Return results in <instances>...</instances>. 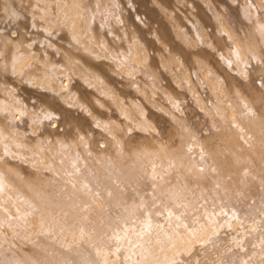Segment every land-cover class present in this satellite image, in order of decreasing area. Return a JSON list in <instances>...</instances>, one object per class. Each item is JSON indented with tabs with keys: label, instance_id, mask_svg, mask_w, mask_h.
Listing matches in <instances>:
<instances>
[{
	"label": "rangeland",
	"instance_id": "374dc122",
	"mask_svg": "<svg viewBox=\"0 0 264 264\" xmlns=\"http://www.w3.org/2000/svg\"><path fill=\"white\" fill-rule=\"evenodd\" d=\"M2 1L3 0H0V7H1L0 8V19L2 20V23L0 20V26H1L0 27V38L3 39L2 42L4 45H7V47L4 46L3 48L4 50H2V54L4 55H2L3 57H1L2 58L1 60L3 61V59L4 60L6 59L7 61L8 58H11V59H8L9 63L3 62V67H5L4 71H5L6 77H5V81L4 80H1L2 82L0 81V85H1L0 86V101L2 103H5V102L7 103L9 101L8 104L9 103L11 104L16 116H19L20 115L19 113H22L21 112L23 110L22 108L25 107V109L23 110L25 112L23 115V120L25 123V127L27 129L26 133L30 137H34V135L32 134L35 133L33 129V123H34L35 130L37 128H39V131L41 130L40 128L41 126L39 127L40 124H38L36 128V124L37 122L39 123V119L34 115V113L35 112L40 113L43 110H45L44 108L45 106H43V104L41 105L38 97L42 95H46L45 92L47 93V95H49L50 92L47 91L48 89L51 91L50 95H53L55 97H59V94L63 96L64 90H66L67 92H65L63 96V97L66 96V98L68 97L67 101L64 100L65 105L70 107V105L72 106L73 104L78 103L76 104L77 106L73 105L72 108L76 110L77 112L84 111L85 109L86 113L85 111L84 113L80 112L84 116L89 113V112L87 113L88 108L91 109V107L87 106L88 104H86L85 102L88 103L90 101H93L95 103L97 102V99L101 97L100 100L98 99V102L99 101L100 102L97 103L96 105H101L100 103L102 102L103 98L109 101L112 99L110 102H112L113 104L115 103V105L117 104L116 106L119 107L120 112L123 111L124 119H127L128 116L131 117V112H129L130 107L127 106V104L125 103V100L121 101V102H124L122 104L121 102L117 103L116 96H115L116 94L114 93L115 91L112 90L113 88L110 87L109 83L106 84L107 80L105 78H103L102 80H97L95 78L96 82H95V79L93 80L94 77H96L97 75H101V74L99 70H95L97 73L93 71V69L90 67V65L86 63V61H88V63L94 66L98 64L99 68L101 66L107 69L106 68L107 66L108 68L112 69L113 72H110L109 74L111 76L113 74V78L115 79L116 82H121V81L124 82L126 80L128 81L132 80L133 87L135 89L137 88V90L140 92V96L143 95L142 97H146L147 101L150 103V106L153 105L152 107L154 111L158 112L162 116L169 117L177 124L180 123L183 117H185L186 115H190L193 110L195 113L209 114V116H211L213 119L215 116V114L212 111L213 101H215L216 99L219 100L220 98L221 101H224L222 103L219 100L222 103V106L223 104L229 103L230 101L229 99H226V98H225L226 100L224 98L223 100L221 99L224 95L225 97H228L226 96V94H224L226 91V84L224 83L223 80L216 78L215 75L208 69V64L210 63V60L207 59L208 60L207 61L204 57L199 56L201 53H204L203 50L207 51L206 54L214 52V50L212 49L213 46H210L212 45V42H211L212 40L209 37V34L211 36L213 29L211 28V30H209L210 28L208 27H207L208 29L205 27L204 29L202 27L198 31V33L194 34L192 40H190L192 36L187 35L189 33L188 31H190L193 25L201 24L200 20H198L196 16L198 14V11H200L198 10L199 8L200 9L202 8L203 10L206 9L205 11H209L207 10V8L210 9L209 12L211 14L216 11V8L214 9L215 6H213V3L211 0H204V1L202 0H186V1L184 0H179V1L178 0H159V1L152 0L154 4L150 0H125V1L124 0H21L20 5H18L19 0H16V1L14 0L5 1L4 0L5 2H3V5L1 4ZM149 1L152 4H150ZM200 1L201 3L204 2V6L206 7L205 9L203 8V5H202L203 3L201 4ZM114 2L115 4L116 3L119 4V5L116 4V7L118 6L117 8L114 7L115 6ZM120 2H122L121 3L122 5L120 4ZM69 3H70V6H69ZM193 3L195 5L196 4L199 5V6L196 5L198 7L197 9L195 8V5ZM199 3L202 5L201 7ZM5 5L9 6L10 8H8V10L5 9L6 8ZM2 7H4L3 12L1 11L3 9ZM126 7H129V8H126ZM18 9L20 10L22 9V10L20 11ZM6 10L8 12L10 11L9 14ZM124 11H125V15L124 13H122ZM194 11L197 14H195ZM158 12H160L161 14L160 13L158 14ZM209 12L207 13L210 14ZM15 13L17 14V19H16L17 21L16 20L13 21L14 16L12 14H15ZM22 13L25 18L24 22L22 21V19L24 20V18H22L23 17ZM176 14L178 15L176 16ZM161 15L165 16L163 18L165 19V21L168 19L167 25L163 19L161 20L162 18ZM7 16L11 17L10 18L11 21H9L10 19L8 20L9 17ZM122 16L123 17L127 16V17L122 18ZM175 17H178L177 18V22H178L177 28H176V25H174L175 22H173V21H176ZM180 18L182 21H180L179 23L178 19L180 20ZM220 18H222L220 23L222 22L224 26L221 25L222 23L220 24L221 26L219 30L220 29L221 30H220V33L218 32V35L220 37L227 38L229 36L228 33H230V31L228 32V28H227L226 23L223 20V17L221 16ZM122 19L124 20L127 19L128 21L125 20L126 21L125 22ZM196 19L199 23L197 21H196L197 23L195 22ZM133 21L135 22L133 24H136L137 26L140 23L139 27H137L138 29L136 28V25L133 26V24H131ZM5 22H7V24ZM8 22H11V23L8 24ZM117 22L120 24V27H118L119 24ZM21 23L23 24L21 25ZM84 23L88 25L90 24V25L88 26V25H85ZM98 23H99V26H98ZM105 23H106V26H104ZM37 24L39 28L36 27ZM110 24H113V26L115 25L116 28L118 27L117 29L116 28L115 29L116 30L119 29L118 31L120 32V34L121 32H123V30H124V33L127 32L128 38H131L132 36L131 37L129 36L134 34V32L135 34L136 33L138 34V32L146 31L143 33L147 41L145 42L147 44L146 46L147 47L149 46V48L144 47L145 45L142 44L144 43L143 41L139 39H137L139 41H136V39H133L130 42L131 44L127 42V44L129 45L126 44L127 46L124 45L123 47H120L121 48L120 50L116 49L119 47H117L115 43H112V42H115L114 39L118 36L119 33L115 29L114 30L116 32L112 30L114 28L113 26H111L113 28L107 29V27H110ZM125 24H128L129 26ZM171 24L173 26H171ZM31 25H34L33 26L34 29H32L33 27ZM146 25L148 26L150 25L151 27L149 26L150 28H148ZM86 26H88L89 28ZM103 26L106 28V30L111 31V32L107 31L108 32L107 35L109 37H105L107 36L106 35L107 32L105 31ZM127 26H128L129 32L126 30ZM179 26H181V28ZM54 27H55V30H58V28L60 29L57 32H55L52 29ZM129 27L132 30L133 29L134 30L133 31L131 30L130 32ZM24 28L26 29L24 30ZM79 28L81 30L77 31V29ZM174 28L176 29V31ZM225 28L227 29V32L225 31L226 30ZM61 29H64V30H61ZM65 29H66V33L62 32V31H65ZM73 29H74V32H73ZM96 29L97 31H95ZM141 29L143 30L141 31ZM147 29H149V31ZM51 30H53L54 33ZM88 30L90 31L88 32ZM3 31H5V33ZM67 31H70L68 32L70 35H68ZM81 31L82 33H80ZM209 31L210 32L212 31V32L209 33ZM61 32L64 33V36H61V38L57 37V39L56 37L53 38L55 35L60 36ZM76 32H78L79 34ZM152 32L154 33V35ZM165 32L168 35L169 34L170 35L169 36L166 35ZM52 33L54 34V36L52 35ZM75 33L77 34L78 37H75L76 36ZM200 33H202L201 34L202 36L200 35ZM16 34H18V36ZM114 34L115 35L117 34V36L114 37L115 36ZM36 36L37 37L39 36L40 38L39 37L37 38ZM46 36L48 37L46 38ZM111 36H112V39H111ZM152 36H154V39ZM159 36L161 38H159ZM62 37L65 43L64 45L60 46L61 48H59V44H61L59 42V39L61 42H63ZM68 37L69 38L75 37L73 39L74 40L73 42L76 43L77 41L78 44L75 45L73 42H69L72 40L70 39L68 40ZM146 37H149V38L147 39ZM164 37H167V38H164ZM99 38H101L102 40ZM107 38L110 40L108 41ZM151 38L153 39L154 42L157 41L155 42L157 46H155L154 42L152 44ZM178 38L179 39L181 38L180 41ZM182 38L183 39L186 38V39L183 40ZM65 39H67L68 42H66ZM149 39L151 40L150 42V45H152L151 47L148 43L150 41ZM162 39L164 40L163 41L164 44L162 41L160 42V40ZM36 40H37L36 42L37 45H34ZM134 40L138 42V44L136 42H133ZM40 41H42L44 44ZM174 41L177 43H175ZM50 42L51 43L57 42V43L56 45H54L55 47H53V43L51 44ZM28 43H29V46H28ZM67 43H68V46H65ZM70 43H73V44H70ZM79 43L82 44L83 46H81ZM159 43L160 45L163 44L162 45L163 47L160 46ZM19 46L20 47L22 46V47L20 48ZM74 46L75 48L81 46V48L83 49V52L84 51L86 52V50L88 51L87 54L85 52L84 53L86 55L82 53L81 48L80 49L73 48ZM203 46H205L204 48L206 49H203ZM34 47H36L35 50H34ZM38 47H41V48H38ZM176 47L180 49H175ZM55 48L57 51L55 50ZM62 48L63 49L66 48L65 53L66 51L69 52L71 48L72 50L74 49L75 52L72 50L70 52L77 53L79 56L78 55L76 56L78 57L81 56L82 62L79 61L80 60L79 58H78L79 60L77 59L73 60L74 58H70V57H69L70 59L68 58L66 59L65 55L66 56L68 55L67 53L65 54L63 52ZM155 48H160V50L162 48V52L166 50L164 51L165 53L163 52L165 56L166 55L170 56L172 54V56H170L169 58V61L171 58L172 60L170 62L169 61L165 62L166 64H163L162 61L160 62L159 60H157L156 54H154ZM234 48L227 55L226 61L222 60V62L224 61L223 63H225L228 66V68L232 70L233 73L238 78H240L242 81H247L250 76L251 65H249L248 63L249 61L248 58L244 54L235 51L236 49ZM52 49L53 51H51ZM115 49L118 51H116ZM211 49L213 51H211ZM77 50L79 51L81 50L80 53ZM55 51L58 56L55 55L56 59H53L54 58L53 54H55ZM9 52L12 55L11 57H10ZM61 52L64 54H62ZM60 53L61 55H63L62 57H65L63 59L67 60L68 63H69V60H72L70 61L69 63L70 66L68 68L66 67L67 62L63 61ZM6 54H9V55H6ZM48 54H50V56H48ZM81 54H84V55H81ZM189 54H192V57H190ZM39 55H42V56L39 57ZM153 55H155L156 58ZM84 56H86L87 59H84L85 58ZM40 58H43V59H40ZM35 59L37 60V62ZM204 59L206 60V62ZM55 60L59 61V63L57 64V61H56V64H54ZM76 61H78L79 64ZM68 63H67V66H68ZM7 64H10V65L7 66ZM13 64H16V65H13ZM64 65H65V68H64ZM79 65H82L81 67H79L80 70L78 69ZM110 65L112 66L110 67ZM12 66L14 69L12 68ZM22 66H25L24 68H27V69L24 70ZM6 67H8L9 75H7L6 73L7 72ZM151 68L157 69L160 72V74L164 76L162 81H160L161 83L157 81L154 75H152ZM43 71L44 73L46 72L45 73L46 75L43 74ZM68 71L71 74H73L72 77L75 76L74 85L72 87L77 88V89L71 88L70 92L67 87H64L65 84L61 83L60 81L61 77H63V80L65 81V77L67 78V76L70 75ZM35 73L36 75H34ZM93 73L96 76L90 75ZM14 76H16L17 79ZM126 77L128 79H126ZM7 78L9 79L10 82L7 81L8 80ZM12 78L13 80H11ZM121 78H124V79L119 81V79ZM139 78L142 80H140ZM97 81L99 83L100 81L101 83L106 82L104 84L105 87L103 86V84H101V86H97V85H100L97 83ZM11 82L13 84H11ZM141 82L142 83L145 82V85L144 86L140 85L142 84ZM156 82L159 85L156 84ZM92 83H95L94 86L92 85ZM136 83L139 85V87L137 86ZM16 84H18V86ZM76 84L78 85L76 86ZM81 85H84V86H81ZM80 86L83 87L85 90L89 89L88 90L89 92L86 90V93L87 92L89 93L88 96H90L91 99H89L90 97H88V101H87L79 97L76 91H78V88ZM102 86L104 87L105 90L102 89ZM30 87H31V90L29 89L30 92H29V95H27L28 88ZM13 88L14 89L16 88V90L18 89L19 90L22 89V90L21 92L19 90L18 91L15 90L16 91L15 93V91L12 90ZM96 88H98V90ZM25 90L27 91L25 92ZM35 90H37V92L39 91L41 92L40 95H39L40 92L38 93L39 95L38 97H37V94H35L36 93ZM58 90L60 91V93ZM100 90H103L104 92L108 91V94L102 92L104 93L103 95L100 92ZM145 90H147V92ZM91 91L92 93L95 92V94L96 93L97 94L93 96L94 94L92 95ZM68 94H71V95H68ZM5 95H7L6 97L8 99L4 98ZM211 96H213L214 98L216 97V98L213 101H211L210 99ZM36 97L38 99L37 101L39 102L38 103L35 102V103H37V105L40 103L38 106L33 105V102L36 100ZM94 98L95 99L97 98V99L94 101ZM187 98L189 99L190 104L192 106L191 111H189L186 108L187 104H185V102ZM66 102L70 104H67ZM80 102L82 104L84 103L85 104L84 106H87V107L85 108L84 106L81 107ZM224 106L223 108H225ZM227 106L231 107V104L229 103ZM227 106H226L227 111H225L226 113L228 112ZM34 107L36 108L38 107L37 109L35 108L36 109L35 112L32 111L34 110ZM75 107H78V108L76 109ZM123 107L129 110H126ZM40 108H42V110H40ZM67 109L70 110L69 108ZM230 110L231 108L229 109V111ZM26 111L27 113L29 112L28 114L30 116L26 113ZM30 111L34 113L31 115ZM131 111H135L139 115L145 113L143 112L144 110L142 109L140 100L137 99V101L135 102L134 108ZM232 111H230V113ZM77 112L75 113L74 111V113L78 115ZM126 112L128 113L126 114ZM31 116L34 119H32ZM142 117H143V120H145L147 117V114H145ZM27 119L29 120V122H31L30 125H28L29 123L28 121H26ZM34 121L35 122L37 121V122L35 123ZM2 125L3 124H0V159H1L0 163L4 162V159L9 157L10 161L14 160L12 162L21 163L24 166H30L31 168L39 172L52 173L54 172V170H56L55 163L59 162V158H58L59 154H56V153L53 154L54 152L50 151L52 155L49 158L50 159L49 160L46 157L47 152L45 149L48 147L47 146L48 144L42 147L43 148L42 151L31 150L25 146V144L23 143V140L19 139V135L20 137L23 136L22 132H19V134H16L17 136H15L7 128L4 131L3 129L5 128V126L4 125L2 126ZM155 125L156 124H151V126L149 127L151 132H157L155 131L157 130V127ZM101 127L103 126H100V127L98 126L96 128H98L99 131H102L103 128ZM31 129H33V132ZM56 129L58 130V128ZM59 129H61L59 132H61L62 130L64 131L63 127L62 128L59 127ZM7 131L9 132L7 133ZM36 131L39 132L38 130ZM137 131L139 134L145 135V132L143 130H140V131L137 130ZM37 132L35 133V136L38 138L39 136L37 135ZM39 133L42 134L43 132L40 131ZM2 135L5 136L4 140L1 138ZM240 139H241V142H243L245 148L247 150L250 149L251 137L245 132V130L241 132ZM24 147H26V149ZM28 149L30 150V152ZM1 150H3L4 154L1 152ZM44 151L46 152L45 155L44 153H42ZM183 151H184V154L187 160L190 163H193L200 172L205 173L206 170L215 171V167H217V162L207 157V155L205 154L203 149L200 147L199 143L197 142L195 138L185 139V142L183 143ZM243 152H245V150H243ZM252 156L253 155H251V157ZM9 159L7 161H9ZM256 169L257 167L253 165L249 167V171H251L252 173H255ZM76 172L79 173V170H76ZM147 172L151 175V179L153 180L154 183H156L157 185L168 186V187L175 186L180 178L187 177L188 175V171L183 166H176L174 164L164 161L163 159L159 157H157L153 162H150V164L147 167ZM64 174L67 176V175L72 174V172H69V173L67 172ZM77 176H78L77 174H74V175H70L68 178L70 179V181L73 182V179H75ZM214 177H216V180L214 181V184L211 189L210 188L201 189L198 182L195 181L194 179L190 181L186 186L183 185L184 193L182 197L177 200L176 205H173V202H170L168 197L165 194H162L159 198H157L154 202H152L153 204L151 206H148V205L142 206L139 212L137 213L136 217H134L131 221H129L125 225L120 224L114 230L110 238L112 239L110 244H108L107 246H96V254L99 257L100 261L105 264H264V216L261 214H258L256 217L243 216L241 214H237L231 208L222 207V205L216 203L213 199L214 196H213L212 191L219 189L221 184L232 183L234 176L227 175V174L220 175V174L213 173V178ZM244 188H245L244 186L239 185L237 193H239ZM85 190L86 191L88 190V186L85 187ZM155 195H156V192L153 191L152 188L151 189H149V187L144 188V191L141 192L140 197L136 198V203H138L141 199L145 197L148 198V197H153ZM93 197L97 201H99L102 197V194L100 192L95 191L93 192ZM249 203L253 204L254 201L250 199ZM188 204H192L193 209L186 210V206ZM173 208L176 211L173 210ZM0 209L5 213V217H3V220H0V247L5 248L6 252L9 246L14 241L18 239H22V238L31 240L36 235H41V234L45 235L48 239H51L54 242L61 243L67 250L75 249L81 243H83L85 239H87V235L84 232H80L77 229L76 225L73 222H71V220H68L69 225L65 228L64 227L54 228L49 223L41 222V219H39L37 215V211L24 205L23 201L18 200L15 197V194L12 192L6 193L5 191L0 190ZM105 211L111 217H116L118 215V209L114 207H106ZM154 211L156 212L155 215L153 213ZM55 216L57 219H59L61 215L56 214ZM257 217L261 218L262 220L258 219ZM89 264H93V263H89Z\"/></svg>",
	"mask_w": 264,
	"mask_h": 264
},
{
	"label": "bare ground",
	"instance_id": "6f19581e",
	"mask_svg": "<svg viewBox=\"0 0 264 264\" xmlns=\"http://www.w3.org/2000/svg\"><path fill=\"white\" fill-rule=\"evenodd\" d=\"M5 1L3 0L1 4L3 5V2H5ZM14 1H16V0H14ZM150 1L152 2V0H150ZM150 1H149V3H150ZM157 1H159V0H157ZM184 1H186V0H184ZM202 1H204V0H202ZM211 1L213 3V6H215L214 9L216 8V11L213 12L214 9H213V11L211 10L213 12L212 14L209 12L210 9H208V8H207V10H209V11H205L206 7L204 6V2H202L203 3L202 4L200 1V3L203 5V8L205 10H203L202 8L201 9L199 8L198 10H200V11H198V14L195 13V11H194V13L197 14L196 15L197 19L200 20L201 24L193 25L192 28L190 29V31H188L189 33L187 35L192 36L190 38V40H192L194 34L198 33V31L202 27L203 28L208 27V28H210L209 30H211V28L213 29V32L211 31L212 33L209 31V33H211V36L209 34V37L212 40L211 41L212 45H210V46H213L212 49L214 50V52L206 54L207 51L203 50L206 48H204L205 46H203L202 50L204 53H201L200 55L199 54L198 55L201 57H204L206 60L207 59L210 60V63L208 64V69L215 75L216 78L223 80L224 83L226 84V91L224 94H226V96H228V97H225V95H224L221 99L223 100V98L224 99L226 98V99L230 100L229 103L231 104V107L227 106L229 103H226L227 105L223 104V106L226 105L228 107L227 113L225 112V111H227L226 106H224L225 108H223V106H222V103L224 101H221L219 98V100L222 102L221 103L219 100L216 99L217 101H219L221 103L220 104L216 100L213 101L216 97L214 98L213 96H211L210 99H211V101H213L212 111L215 114L213 119L211 116H209V114L195 113L193 110L190 115H186L185 117H183V119L180 121V123L177 124L172 119H170L169 117L162 116L158 112L154 111V109L152 107L153 105L150 106V103L147 101L146 97H142L143 95L140 96V92L137 90V88L135 89L133 87V83H132L133 81L132 80L131 81L126 80L124 82H122V81L116 82L115 79L113 78V74H112V76L109 74L110 72H113L112 69L108 68L107 66H106L107 69H105L104 67H101V66L99 68L98 64L96 66H94V65L88 63V61H86V63L88 65H90V67L93 69V71L99 70V72L101 74V75H97V76L94 75V73L90 74L92 76L93 75L96 76L94 78L91 76L93 78V80L95 78L97 80H102L103 78H105L107 80V83L106 82L101 83V81L99 83L97 81V83L100 85H97V84L96 85L101 86V84H103V86L105 87L104 84L109 83L110 87L113 88V89L112 88L111 89L115 91L114 93L116 94L115 96H116L117 103L121 102L122 100H125V103L127 104V106L130 107V110L123 107L126 110H129V112H131V117L128 116L129 119L128 118L124 119L123 111L120 112L119 107L116 106L117 104L115 105V103L113 104L112 102H110L112 99L109 101V100L103 98L102 102L100 103L101 105H96L97 103L100 102V101L98 102V99L100 100L101 97L100 98L97 97L98 99L96 98L97 102H95V103L93 101H90L92 103L85 102L86 104H88L87 106L91 107V109L88 108V110H90L91 113H90V111L87 110V113L88 112L89 113L86 114L87 115V117H86V115L84 116L83 114L80 113V112L84 113V111L86 113V110L84 108L87 106H84L85 105L84 103L82 104L80 102L81 107L84 106V108H83L84 111H78V112L72 108L73 105L77 106L76 104H78V103L73 104L72 106L70 105V107L65 105L64 100L67 101L68 97L66 98V96L65 97H63V96H64L65 92H67L66 90H64L63 96L59 94V97H55L53 95H50L51 91L48 89L47 91L50 92L49 95H47V93L45 92L46 95H42L43 96L42 97V96H39L41 94V92L40 91H39L40 93L37 92V90H38L37 89V90H35L36 91L35 94H37V97L39 96L38 98H39L41 105L43 104V106H45L44 107L45 110H43L40 113L35 112V110L38 107L37 108L34 107V110L31 109L35 113L30 111L31 115L34 113V115L39 119V123L36 121L37 122L36 128H37V125L40 124L39 125V127L41 126L40 131L43 132L42 134H40L39 128L36 129L39 131V132H37L35 130L34 123H33L34 132L35 133L37 132V135L39 136L37 138L35 136V133L32 134V135H34V137H30L26 133L27 129L25 127V123L23 120V115L25 113L23 110L25 109V107L22 108L23 109L21 111L22 113H19L20 115L16 116L13 107L11 106L10 103L8 104L9 101L7 103L6 102L2 103L0 101V124H3L5 126V128L3 129L4 131L7 128L15 136H17L16 134H19V132H22L23 136L21 135L22 137H20V135H19V139L23 140V143L25 144V146L27 148L34 150V151H42L43 150L42 147H44L45 145L48 144L47 145L48 147L47 146L46 147L49 150L47 148H45L47 154L45 151L42 152V153H44V155L46 154V157L48 159L52 155L50 153V151L54 152L53 154H55V153L59 154V157H58L59 162H57V163L54 162L56 164V170H54V172H52V173L39 172V171L31 168L30 166H24L21 163L12 162L14 160L11 159L12 161H10L9 157H7L6 159H4V162L0 163V190L5 191L6 193H8V192L14 193L15 197L18 200H22L24 205L28 206L29 208H31L33 210H36L39 219H41V222L49 223L54 228L55 227H64L65 228L69 225L68 220H71V222H73L76 225L77 229L80 232H84L87 235V239H85V241L83 243H81L75 249H71V250H67L61 243L54 242L51 239H48L43 234L36 235L31 240H27V239H23V238L18 239L16 241H14L9 246L7 252H6L5 248L0 247V256H1L0 257V264H89V263L105 264V263L101 262L99 257L97 256L96 246H107L108 244H110V242L112 240L110 238H111L114 230L120 224H124V225L127 224L134 217H136L137 213L139 212V210L142 206H145V205L151 206L153 204L152 202H154L162 194H165L168 197L169 201L173 202V205H176L177 200L179 198H181L183 193H184L183 185L186 186L193 179L198 182L201 189H209V188L211 189L213 184H214V181L216 180V177L213 178V173L214 174H220V175L227 174V175L234 176L232 183L221 184L219 189L212 191L213 196H214L213 199L216 203L222 205V207L231 208L237 214H241L243 216L256 217L258 214H261L264 216V0H211ZM20 2H21V0H19L18 5H20ZM115 2H114V5H115L114 7L117 8L118 6L116 7L117 3L115 4ZM121 3L122 2H120V4ZM152 3L154 4V2H152ZM152 3H150V4H152ZM186 4H188V3H186ZM201 4H200V7L202 6ZM117 5H119V4H117ZM196 5H195V8L197 9L198 8L197 6H199V5H197V6ZM69 6H70V3H69ZM73 6H75V5H73ZM2 8L3 9L1 11L3 12L4 7H2ZM8 8H10V7L6 6L5 9L8 10ZM126 8H129V7H126ZM173 8H172V10H173ZM18 10H20V9H18ZM74 10H75V8H74ZM126 11H128V10H126ZM9 12H8V14H9ZM22 12H24V11H22ZM70 12H71V10H70ZM207 12H209L210 14H208ZM4 13H5V11H4ZM122 13H124V15H125V11ZM159 13L160 12H158V14ZM12 15L14 16L13 21L16 20L17 14L15 13ZM22 15H23V13H22ZM162 15H161L162 18L160 17L161 20L165 17ZM177 15L178 14H176V16ZM9 16H7V17H9ZM179 16H180V14H179ZM221 16L223 17V20L227 25L228 32L230 31V33H228L229 36L227 38H223V37H220L218 35V32L220 33V30H221V29L219 30V28L221 25H223L222 22H221L222 24L220 23V21L222 19V18H220ZM75 17H77V16H75ZM126 17L127 16H125V17L122 16V18H126ZM178 17H175L176 21H173V22H175L174 25H176V28L178 27L177 26V24H178L177 18ZM10 18L11 17H9L8 20ZM22 18H24V15ZM72 18H74V17H72ZM93 18H95V17H93ZM158 19H159V17H158ZM197 19L195 20V22L197 21ZM122 20H124V19H122ZM125 20H127V19H125ZM163 20H164V22H166V25H167L168 19L166 21H165V19H163ZM9 21H11V19ZM22 21L24 22L25 18H24V20L22 19ZM93 21H95V20H93ZM178 21L180 23V21H182L181 18H180V20L178 19ZM138 22H139V20H138ZM1 23H2V20H1ZM5 23L7 24V22H5ZM10 23L11 22H8V24H10ZM99 23H98V26H99ZM133 23H135V22L133 21L131 24H133ZM170 23H172V22H170ZM188 23H187V25H188ZM22 24L23 23H21V25ZM25 24H24V26H25ZM139 24H138V26L136 24H133V26L136 25V28H137V27H139ZM85 25H88V24H85ZM125 25H128V24H125ZM14 26H15V24H14ZM31 26L33 27L34 25H31ZM88 26H86V27H88ZM104 26H106V23ZM107 26H108V24H107ZM111 26H113V24H110V27H107V29H109V28L111 29L114 27L112 29V30H114L116 28L115 25L113 27H111ZM128 26L126 29L127 31H128ZM146 26L148 28L151 27L150 25H149L150 27L148 25H146ZM171 26H173V25L171 24ZM36 27H38V24ZM56 27H58V26H56ZM118 27H120V24L118 25ZM179 27L181 28V26H179ZM25 29L26 28H24V30ZM32 29H34V27ZM52 29L55 32H57L60 28H58V30H55V27ZM84 29H85V27H84ZM104 29L106 32L108 31V30H106L105 27H104ZM159 29H161V28H159ZM187 29H189V28H187ZM53 30H51V31H53ZM61 30H64V29H61ZM78 30H81V29L79 28V29H77V31ZM118 30H116V31L120 34V32ZM131 30L132 29L130 28V32H131ZM142 30L143 29H141V31ZM147 30L149 31V29H147ZM152 30H153V28H152ZM54 31H53V33H54ZM89 31L90 30H88V32ZM95 31H97V29ZM105 31H104V33H105ZM175 31H176V29H175ZM225 31L227 32V29ZM3 32L5 33V31H3ZM27 32H25V33H27ZM62 32L66 33V29H65V31H62ZM62 32H61L60 36H56V35L54 36V34L52 33V35L54 36V37L53 36L52 37L53 38L56 37V39H57V37L61 38V36H64V33H62ZM68 32H70V31H67V33ZM73 32H74V29H73ZM108 32H111V31H108ZM108 32L106 33V35L108 34ZM143 32H146V31L138 32V34L137 33L135 34V32H134V34L129 36V37H131V36L132 37L128 38L127 32L124 33V30H123V32H121L120 35L118 34V36H117V34L116 35L114 34L115 35L114 37L117 36L118 38L116 37L117 39L115 38L114 39L115 42H112V43H115V45L117 47H119L116 49L120 50L121 49L120 47H123L124 45H126L127 42L129 44H131L130 43L131 40L136 39V41H139V40L143 41L144 43H142V44L145 45V46L144 45L143 46L147 47L146 46L147 44L145 43L147 41L144 37ZM59 33H60V31H59ZM76 33H78V32H76ZM76 33H75L76 36L75 35L74 36L78 37ZM80 33H82V31ZM90 33H92V32H90ZM148 33H146V34H148ZM36 34H38V33H36ZM160 34H161V32H160ZM165 34L168 35L166 32H165ZM201 34L202 33H200V35ZM16 35L18 36V34H16ZM20 35H21V33H20ZM68 35H70V34L68 33ZM153 35H154V33H153ZM71 36H72V34H71ZM47 37L48 36H46V38ZM105 37H109V36L107 35ZM152 37L154 39V36H152ZM198 37H200V36H198ZM74 38L68 37V40L69 39L72 40L69 42H73ZM146 38L148 39L149 37H146ZM159 38H161V37L159 36ZM164 38H167V37H164ZM188 38H189V36H188ZM24 39H25V37H24ZM99 39H101V38H99ZM111 39H112V36H111ZM137 39H139V40H137ZM153 39H152V44L154 42ZM163 39L160 40V42L161 41L163 42L164 41ZM180 39H179V41H180ZM184 39H186V38H184ZM107 40L109 41L110 39L107 38ZM175 40H177V39H175ZM2 41H3V39L0 38V51H1V53H0V62H1L0 63V81L1 80L5 81L6 76H5V71H4L5 67H3V62L9 63L8 59H11V58H8L7 61H6V59L5 60L3 59V61L1 60L2 59L1 57H3L2 55H4V54H2V50H4L3 49L4 46L7 47V45H4ZM56 41H58V40H56ZM62 41L63 42H61L59 39V42L61 43V44H59V48H61L60 46L64 45V43H65L63 37H62ZM65 41L68 42L67 39H65ZM116 41H118V42H116ZM136 41L134 40L133 42H136ZM12 42H14V41H12ZM36 42H37V40L35 41L34 45H37ZM40 42H42V41H40ZM150 42H151V40L148 42L149 45H150ZM155 42H157V41H155ZM155 42H154V44H155ZM52 43H53V47H55L54 45H56L57 42L56 43L52 42ZM73 43H70V44H73ZM136 43L138 44V42H136ZM175 43H177V42H175ZM74 44L76 45V44H78V42L76 41V43H74ZM129 44H127V45H129ZM163 44H164V42H163ZM163 44L160 45V43H159L160 46H162ZM205 44H207V43H205ZM80 45L83 46L82 44H80ZM159 45H158V47H159ZM173 45H174V43H173ZM28 46H29V43H28ZM65 46H68V43ZM81 46L76 47V48L74 46L73 48L80 49ZM131 46H133V45H131ZM151 46L152 45H150V47ZM155 46H157V45L155 44ZM234 46H235V48H234ZM15 47H17V46H15ZM41 47H38V48H41ZM57 47H58V45H57ZM70 47H71V45H70ZM138 47H140V46H138ZM177 47L175 49H180ZM35 48L36 47H34V50H35ZM56 48H55V50H56ZM63 48H62V50L65 53L66 48L65 49H63ZM147 48H149V46ZM233 48L236 49L235 51L244 54L249 60L248 63H249V65H251V71H250V76H249L247 81H242L240 78H238L233 73L232 70H230L228 68V66L225 63H223L224 61H226L227 55L229 54V52H231L233 50ZM212 49H211V51H213ZM22 50H23V48H22ZM48 50H49V48H48ZM71 50H72V48L70 49V51ZM163 50H164V48H163ZM51 51H53V49ZM56 51H55V54H53L54 55L53 59H56L55 58V55H57ZM70 51L69 52L66 51V53L68 55V56L65 55L66 59L67 58L68 59L74 58L73 60H75V59L79 60L80 59L79 61L82 62L81 56L78 57L79 55L77 53H74L75 52L74 49L72 50V51H74L73 53H71ZM77 51L80 53L81 50L80 51L77 50ZM116 51H118V50H116ZM154 51H155L154 54H156L157 60H159L160 62L162 61L163 64H166L165 62H168L170 56H172V54L170 56L169 55L165 56L164 51H166V50H164L163 51L164 53H163L162 48H161V50H160V48H155ZM28 52H30V51H28ZM46 52H48V51H46ZM84 52L82 49V53H84ZM87 52L88 51L86 50L85 53L87 54ZM130 52H132V51H130ZM130 52H129V54H130ZM200 52H201V50H200ZM200 52H198V53H200ZM61 53H60V55H61ZM64 53H62V54H64ZM84 54H81V55H84ZM152 54H153V52H152ZM6 55H9V54H6ZM76 55H78V56H76ZM11 56L12 55L10 53V57ZM40 56H42V55H39V57ZM48 56H50V54H48ZM62 56L63 55H61L62 59L65 58ZM153 56L155 57V55H153ZM189 56L192 57V54H189ZM84 57H83L84 59H87L86 56H84ZM43 58H45V57H43ZM43 58H40V59H43ZM171 60H172V58L170 59V61ZM206 60H205V62H206ZM222 60H224V61L222 62ZM56 61L57 60L54 61L55 62L54 64H56ZM63 61L67 62V60H64V59H63ZM70 61H72V60H69V63H70ZM36 62H37V60H36ZM76 62H78V61H76ZM58 63H59V61H57V64ZM67 63H66V67L68 68L70 65L68 63V66H67ZM78 64H79V62H78ZM4 65H5V63H4ZM8 65H10V64H7V66ZM13 65H16V64H13ZM26 65H27V63H26ZM112 65H110V67ZM81 66L82 65L78 66L79 70H80L79 67H81ZM16 67H18V66H16ZM22 67L24 68L25 66H22ZM113 67H115V66H113ZM6 68H7L6 73H7V75H9L8 74V67H6ZM12 68H13V66H12ZM57 68H59V67H57ZM64 68H65V65H64ZM25 69H27V68H24V70ZM33 69H34V67H33ZM72 69H73V67H72ZM81 69H83V68H81ZM151 69H152V75H154L156 77L157 81H159V82L162 81L164 76L161 75L157 69H155V68H151ZM35 70H36V68H35ZM67 70H69V69H67ZM67 70H65V71H67ZM14 71H16V70H14ZM45 73L43 71V74H45ZM68 73H70V72L68 71ZM73 73H74V71H73ZM28 75H29V73H28ZM34 75H36V73ZM70 75H68L67 78L65 77V81L63 80V77L60 78L61 83L65 84L64 87H67L69 89V92H70L71 88L77 89V88L72 87L74 85V77L75 76L72 77L73 74H71V73H70ZM14 77L16 78V76H14ZM122 77H123V75H122ZM118 78H116V79H118ZM96 79H95V82H96ZM122 79H124V78L119 79V81ZM126 79H128V78L126 77ZM11 80H13V78ZM140 80H142V79H140ZM7 81H9V79ZM20 81H18V82H20ZM11 84H13V83L11 82ZM84 84H86V83H84ZM94 84L95 83H92L93 86H94ZM156 84H158V83L156 82ZM16 85L18 86V84H16ZM77 85L78 84H76V86ZM134 85H135V83H134ZM140 85L144 86L145 82H143ZM21 86H20V88H21ZM76 86H74V87H76ZM81 86H84V85H81ZM97 86H95V87H97ZM103 86H102V89H104ZM137 86L139 87L138 84H137ZM80 87L78 88V91H76V90L75 91L78 93V95H79V97H81V99L83 98V99L88 101V97H90V96H88V94H89L88 90L89 89H86L88 91L86 93V90L83 87H81V88ZM29 89L31 90V87L28 88L27 95H29V92H30ZM96 89L98 90V88H96ZM106 89H107V87H106ZM2 90H3V88H2ZM12 90L15 91L16 88L15 89L13 88ZM18 90H16V91H18ZM21 90L22 89H20L19 91L21 92ZM16 91H15V93H16ZM26 91L27 90H25V92ZM92 91H91V94L92 95L94 94L93 96H95L97 93L96 94H95V92L92 93ZM140 91H141V89H140ZM145 91L147 92V90H145ZM100 92L102 93L104 91L100 90ZM38 93H39V95H38ZM59 93H60V91H59ZM104 93L108 94V91L104 92ZM104 93H102V94L104 95ZM71 94H68V95H71ZM25 95H26V93H25ZM6 96L7 95H5L4 98H7ZM37 97H36V100L33 102L34 106H36L37 103L39 102V101H37L38 100ZM40 97H42V98H40ZM7 99H6V101H7ZM89 99H91V97ZM96 99L94 98V101ZM137 99L141 101L142 109L144 110L143 112H145L144 114L139 115L135 111H131L134 108V105H135V102L137 101ZM35 102H37V103H35ZM72 103H74V102H72ZM122 103H124V102H121V104ZM67 104H70V103H67ZM126 104H125V106H126ZM185 104H187L186 108L189 111H191L192 106H191L188 98L186 99ZM29 106H31V105H29ZM39 107H41V106H39ZM31 108H33V107H31ZM42 108H40V110H42ZM67 108H69L70 110H68ZM71 108H72V110H71ZM75 108L77 109L78 107H75ZM123 108H121V109H123ZM230 108H231L230 111L233 110L232 111L233 113L231 112L232 114L229 111ZM28 110H29V108H28ZM74 111H75V113L77 112L78 115L75 114ZM26 113H27V111H26ZM127 113L128 112H126V114ZM145 114H147V117L145 120H143L142 116H144ZM88 115H89V117H88ZM28 119L26 121H28V123H29L28 125H30L31 122H29ZM32 119H34V118L32 117ZM30 121H32V120H30ZM151 124H156L155 126L157 127V130H155V131H157V132H151L150 131L149 127L151 126ZM98 126L99 127L103 126V127H101V128H103V130L101 129L102 131H99L98 128H96ZM59 127H61V128L63 127L64 131L62 130L61 132H59L61 130V129H59ZM31 128H32V126H31ZM56 128H58V130ZM33 129H31L32 132H33ZM137 130H139V131L143 130L145 132V135L139 134ZM243 130H245V132L251 137V147L248 150L245 148L243 142H241V139H240L241 132ZM9 131H7V133ZM1 138L4 140L5 136L2 135ZM188 138H195L197 140V142L199 143L200 147L203 149V151L207 155V157H209V158H211L217 162V167H215V171L214 170H206L205 173L200 172L193 163H190L187 160V158L185 157L184 151H183V143L185 142V139H188ZM17 140H18V138H17ZM102 145H104V146H102ZM26 147H24V148L26 149ZM243 150H245V152H243ZM1 152L4 154L3 150H1ZM29 152H30V150H29ZM251 155H253V156L251 157ZM157 157L163 159L164 161H166L168 163L174 164L176 166H183L188 171L187 177L180 178L179 181L177 182V184L173 187L157 185L156 183L153 182V180L151 179V175L147 172L148 165L150 164V162H153ZM8 159H9V161H7ZM51 160H53V159H51ZM0 161H1V159H0ZM251 165L257 167L255 173H252L251 171H249V167ZM76 170H79V173H77ZM67 172L68 173L72 172V174H70V175L77 174L78 176L75 179H73V182H72L68 178L70 175L66 176L64 174ZM239 185L244 186L245 188L242 189L239 193H237ZM86 186H88L87 191L85 190ZM148 187H149V189L152 188L153 191L156 192V195L153 197H148V198L145 197V198L141 199L138 203H136V198H139L141 192L144 191V188H148ZM95 191L100 192L102 194V197L99 201H97L93 197V192H95ZM250 199L254 201L253 204L249 203ZM106 207L117 208L118 209V215L116 217H111L105 211ZM191 209H193V205L188 204L186 206V210H191ZM173 210H175V209L173 208ZM153 213H154V215L156 214L155 211ZM56 214L61 215L59 219L56 218V216H55ZM3 217H5V213L0 209V220H3ZM258 219H261V218H258Z\"/></svg>",
	"mask_w": 264,
	"mask_h": 264
}]
</instances>
